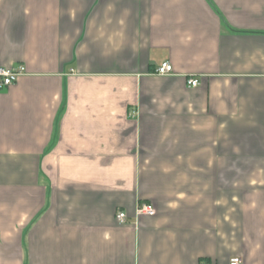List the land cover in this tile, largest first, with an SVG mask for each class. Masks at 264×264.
Returning <instances> with one entry per match:
<instances>
[{
	"label": "crops",
	"instance_id": "obj_1",
	"mask_svg": "<svg viewBox=\"0 0 264 264\" xmlns=\"http://www.w3.org/2000/svg\"><path fill=\"white\" fill-rule=\"evenodd\" d=\"M18 65L0 264H264V0H0Z\"/></svg>",
	"mask_w": 264,
	"mask_h": 264
},
{
	"label": "built area",
	"instance_id": "obj_2",
	"mask_svg": "<svg viewBox=\"0 0 264 264\" xmlns=\"http://www.w3.org/2000/svg\"><path fill=\"white\" fill-rule=\"evenodd\" d=\"M173 68L170 63L163 62L156 68L155 74L158 76H166L172 74ZM25 75V68L21 65L15 67H3L0 66V92L8 89L14 85L20 77ZM199 85L198 80L194 78H189L186 81V86L189 88H195ZM136 215L154 216L155 210L148 203H139L136 207ZM125 213L118 212L116 214V220L118 223L122 224L125 222ZM228 264H243L242 259L234 256L229 259Z\"/></svg>",
	"mask_w": 264,
	"mask_h": 264
}]
</instances>
